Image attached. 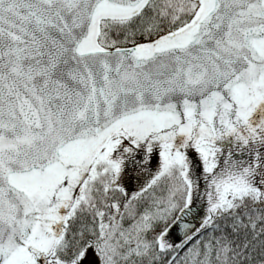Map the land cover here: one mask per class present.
I'll use <instances>...</instances> for the list:
<instances>
[{
    "label": "snow or ice",
    "instance_id": "obj_1",
    "mask_svg": "<svg viewBox=\"0 0 264 264\" xmlns=\"http://www.w3.org/2000/svg\"><path fill=\"white\" fill-rule=\"evenodd\" d=\"M0 264H264V0H0Z\"/></svg>",
    "mask_w": 264,
    "mask_h": 264
}]
</instances>
